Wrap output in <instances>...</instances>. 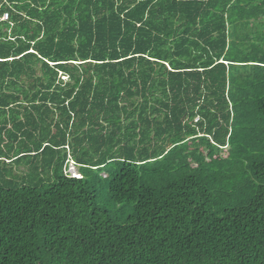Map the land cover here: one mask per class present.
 <instances>
[{
    "label": "trees",
    "instance_id": "obj_1",
    "mask_svg": "<svg viewBox=\"0 0 264 264\" xmlns=\"http://www.w3.org/2000/svg\"><path fill=\"white\" fill-rule=\"evenodd\" d=\"M246 1L0 0V264H264Z\"/></svg>",
    "mask_w": 264,
    "mask_h": 264
},
{
    "label": "rangeland",
    "instance_id": "obj_2",
    "mask_svg": "<svg viewBox=\"0 0 264 264\" xmlns=\"http://www.w3.org/2000/svg\"><path fill=\"white\" fill-rule=\"evenodd\" d=\"M250 1V2H249ZM242 2L241 6L247 9L243 12L245 14L244 22H239L231 26L229 30L228 46L233 51L246 52L250 57L255 56L258 61H264V11H257L255 8L264 9L263 6L259 7L258 1ZM242 11V10H241ZM251 16L250 19L247 17ZM254 15L256 17H254ZM238 20H235V22ZM67 174L76 177L79 175L78 167L73 161L68 162ZM99 176L104 179L105 173H99Z\"/></svg>",
    "mask_w": 264,
    "mask_h": 264
},
{
    "label": "bare ground",
    "instance_id": "obj_3",
    "mask_svg": "<svg viewBox=\"0 0 264 264\" xmlns=\"http://www.w3.org/2000/svg\"><path fill=\"white\" fill-rule=\"evenodd\" d=\"M262 65V64H261Z\"/></svg>",
    "mask_w": 264,
    "mask_h": 264
}]
</instances>
